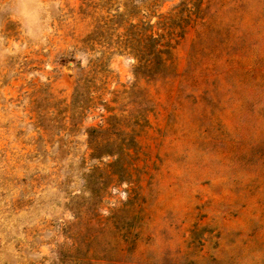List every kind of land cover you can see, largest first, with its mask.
Here are the masks:
<instances>
[{
    "label": "rangeland",
    "instance_id": "374dc122",
    "mask_svg": "<svg viewBox=\"0 0 264 264\" xmlns=\"http://www.w3.org/2000/svg\"><path fill=\"white\" fill-rule=\"evenodd\" d=\"M0 264H264V0H0Z\"/></svg>",
    "mask_w": 264,
    "mask_h": 264
},
{
    "label": "trees",
    "instance_id": "16d2710c",
    "mask_svg": "<svg viewBox=\"0 0 264 264\" xmlns=\"http://www.w3.org/2000/svg\"><path fill=\"white\" fill-rule=\"evenodd\" d=\"M159 42V37L143 32L130 36L129 40L130 45L133 46V48H131V53H133L134 58L140 62V64L137 65V70L143 68L151 77L163 76L168 70L166 63L170 56V50L168 46H161L162 48H159ZM94 130L95 129L90 130L89 135ZM94 147V152L91 156H94L99 149L97 146ZM122 155H124L123 150H118L117 161Z\"/></svg>",
    "mask_w": 264,
    "mask_h": 264
}]
</instances>
